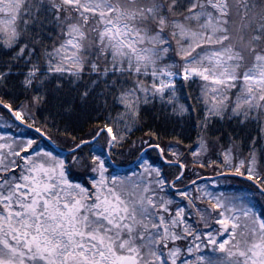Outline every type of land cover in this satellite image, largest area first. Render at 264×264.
Listing matches in <instances>:
<instances>
[{"label": "snow or ice", "instance_id": "1", "mask_svg": "<svg viewBox=\"0 0 264 264\" xmlns=\"http://www.w3.org/2000/svg\"><path fill=\"white\" fill-rule=\"evenodd\" d=\"M0 264H264V0H0Z\"/></svg>", "mask_w": 264, "mask_h": 264}]
</instances>
